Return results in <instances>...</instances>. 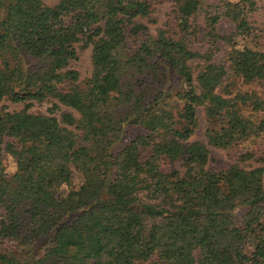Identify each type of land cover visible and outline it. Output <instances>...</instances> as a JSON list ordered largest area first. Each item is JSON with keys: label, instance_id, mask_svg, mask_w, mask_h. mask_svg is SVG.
Returning <instances> with one entry per match:
<instances>
[{"label": "trees", "instance_id": "16d2710c", "mask_svg": "<svg viewBox=\"0 0 264 264\" xmlns=\"http://www.w3.org/2000/svg\"><path fill=\"white\" fill-rule=\"evenodd\" d=\"M169 1L152 36L148 0H0V102L21 105L0 112V264H264V160L171 167L264 132V91L227 84L264 88L257 0ZM199 109L204 143L190 141Z\"/></svg>", "mask_w": 264, "mask_h": 264}, {"label": "rangeland", "instance_id": "374dc122", "mask_svg": "<svg viewBox=\"0 0 264 264\" xmlns=\"http://www.w3.org/2000/svg\"><path fill=\"white\" fill-rule=\"evenodd\" d=\"M43 3L47 5H51L55 0H41ZM153 9L152 21L150 22L142 21L143 24L147 27V30L150 35L155 34V30L159 28H163L166 22L170 19V1L169 0H148ZM218 0H205L207 4L217 3ZM226 1H234V0H226ZM257 12L253 15L252 19L254 20V26L258 29L264 28V0H257ZM196 24H198V34L197 39L201 38L204 32L203 20L201 17L197 19ZM167 27V26H166ZM221 33H228L231 31L229 25H223L221 27ZM219 51L214 55V60L216 62L223 60L224 51L227 50L226 45L219 43L217 44ZM77 60L73 64L74 69L79 74V82L84 81L90 76L91 68H90V48L86 47L84 49H79L77 51ZM227 83L230 85V81L237 87V89L241 91H253L257 95L262 96L264 88L258 87L256 85H242L236 79L228 80ZM21 108L20 104H11L7 101L0 102V112H12L18 111ZM50 108V104L47 102H43L41 104H33L30 109L31 112H39L41 114H48L47 110ZM64 108H60V111H64ZM60 112H54L53 116L58 119ZM247 115V114H246ZM197 119H198V128L192 134L190 141H198L204 143V138L202 135L203 130V119L201 110L197 111ZM254 119H256L254 117ZM134 132V131H133ZM132 132V133H133ZM122 143H118L117 146H121ZM207 153H199L196 154L193 159L189 162L187 166L183 165L181 162H176L172 164V168L175 169L179 175H185L188 178H196L201 171L204 172H216L223 169H226L230 166L234 161L238 153L243 151L251 150L254 153V157L259 156L264 160V132H262L257 138L251 139L248 142L243 143L242 145H238L237 147H229L226 149H214L211 147H206ZM250 161H246L244 165H248ZM2 165L4 169V173L6 176H10L14 171V164L11 158L7 155H4L2 160ZM254 166H261L259 163H253ZM168 165L164 166L162 169L167 171L169 168ZM77 183V179L74 178L73 184ZM126 236L128 242L132 243L137 240L136 230L134 225L130 224L126 229ZM143 264H160L155 257L149 258Z\"/></svg>", "mask_w": 264, "mask_h": 264}]
</instances>
